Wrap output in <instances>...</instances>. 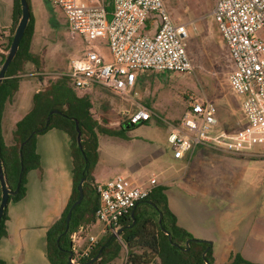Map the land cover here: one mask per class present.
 Masks as SVG:
<instances>
[{"label":"crops","instance_id":"1","mask_svg":"<svg viewBox=\"0 0 264 264\" xmlns=\"http://www.w3.org/2000/svg\"><path fill=\"white\" fill-rule=\"evenodd\" d=\"M31 4L36 19L32 44L34 53L33 46L39 32L36 10L41 12L42 3L41 0H31ZM107 4L108 9H111L112 0L110 2L107 0ZM13 14L14 0H0V70L3 56L8 54L6 47L14 26ZM152 18L148 31L153 35L156 26L153 27L152 24L157 25V22L154 16ZM30 65L35 69L31 63L26 65V69ZM35 71L34 74L24 75L31 76L32 80L24 79L26 81L22 82L24 81L22 79L19 91L6 105L3 113L1 130L8 145L13 143L16 124L32 109L34 95L46 84V80L42 82L39 77H35L43 73L36 69ZM156 73L163 72H140L133 98L125 101L132 103L134 112L144 107L152 112V120L158 119L169 123L171 125L168 128L169 136L172 126L175 125L171 121L182 122L187 111L182 113L176 107L180 87L177 84L169 87L168 97L173 99L172 102L167 103L165 99H160L157 92L164 84L161 82L158 84L156 79L159 75ZM36 79L40 81V85L35 83ZM22 89L25 90L24 96L18 98ZM99 90L103 89L88 90L79 96L89 95L93 104L92 95L101 93ZM238 97L241 99L238 102L243 116L242 124L238 128L240 129L245 124V116L243 98ZM134 112L129 114L128 118L120 119L117 126L99 122L102 127L120 132V135L98 134L100 161L93 174L95 183L104 184L118 176H125L134 184H142L156 175L157 186L166 188L170 209L176 215L179 226L186 229L195 239L212 242L215 264H227L234 255H239L253 264H264V188H258L263 183L262 177L254 176L251 179L250 183L253 182L256 186L253 188L248 181L242 183L227 171L221 172V175L213 167L220 163H243L254 160L215 152L201 146L195 149L191 158L176 160L171 145L167 150L157 145L159 141L147 135L132 136L131 132L135 131H130L133 128L132 124L131 128L125 126V132L120 131L124 127V122L129 121ZM92 113L94 115L93 109ZM94 118L98 120L95 115ZM36 148L41 167L28 174L25 197L19 202H10L7 207V236L0 239V260L4 264H51L48 258V232L61 218L72 196L73 158L68 134L60 129H52L38 136ZM259 151L261 152L260 149ZM231 172L233 173L232 170ZM219 175L220 178L216 179ZM171 188H179L180 192L169 193ZM245 192L251 195L246 193L247 197L238 204L237 196ZM84 230L81 228L77 233V246L80 250L88 246L91 237H98L100 240L104 236L100 233L98 223L89 229V232L94 233L88 239L82 235ZM127 252V247L124 246L119 258L124 256V264Z\"/></svg>","mask_w":264,"mask_h":264},{"label":"built area","instance_id":"2","mask_svg":"<svg viewBox=\"0 0 264 264\" xmlns=\"http://www.w3.org/2000/svg\"><path fill=\"white\" fill-rule=\"evenodd\" d=\"M64 14L70 38L81 40L84 53L71 61L64 75L78 90L102 88L125 100L133 98L138 74L146 71L191 74L195 66L187 51V24L176 23L163 0H52ZM155 17V33L149 22ZM234 69L229 76L233 93L243 98L245 124L228 131L220 126L218 108L191 98L179 126H172L168 142L176 160L191 158L197 147L248 157L264 145V0H216L211 13ZM107 46L109 57L100 47ZM152 112L141 107L130 116L133 125L150 122ZM169 126H171L168 123ZM158 185L157 176L134 184L118 176L97 185L100 205L96 212L101 234L117 236L123 219L146 200ZM80 238V237H79ZM72 236V264H80L98 244L91 237L80 250Z\"/></svg>","mask_w":264,"mask_h":264},{"label":"trees","instance_id":"3","mask_svg":"<svg viewBox=\"0 0 264 264\" xmlns=\"http://www.w3.org/2000/svg\"><path fill=\"white\" fill-rule=\"evenodd\" d=\"M111 0H108L110 2ZM31 19L26 33L20 43L18 53L11 63L6 79L0 87V150L5 178L9 189L13 192L19 186L17 195H11L10 202L21 201L27 193L28 174L40 169V156L37 153V138L52 129H60L68 134L71 140L73 158V192L66 210L61 218L48 232V258L51 264H70L72 253V236L81 228L85 230L96 225V212L100 205V196L93 176L100 161L99 133L120 135L102 127L92 113L93 104L89 95L79 96L70 78L61 76L53 82L46 80V75H39L46 84L34 95L32 109L16 124L13 131V143H5L1 120L6 105L10 103L20 88V82L26 74V65L31 63L38 72L43 69L40 57L32 52V44L36 29V19L33 14L31 0H28ZM50 17L55 16L54 8L49 10ZM22 15L20 0H14V26L6 52H9L14 34ZM67 25V21H66ZM68 29V26H67ZM7 55L3 56L2 65ZM58 110L59 114L51 115ZM50 121L48 122V119ZM76 121L82 132V148L77 136ZM133 125V124H132ZM132 127L131 122H124ZM138 125H133L136 127ZM25 143V144H24ZM84 182V200L73 210L70 225H67V215L73 204L79 198L78 185ZM2 187L0 183V203ZM127 215L121 224L125 231L120 238L113 234L104 235L90 252V256L81 261L86 263L101 254L93 264H111L120 258L124 246L127 247L126 264H215L213 247L208 241L195 239L186 229L178 224L176 215L169 206L166 188L156 186L151 195L138 204ZM162 214V218H161ZM7 208L0 222V239L7 236ZM169 233L172 237L170 240ZM191 240L190 245L187 242ZM206 255L204 257V254ZM0 264H4L0 260ZM227 264H253L239 255L232 256Z\"/></svg>","mask_w":264,"mask_h":264},{"label":"rangeland","instance_id":"4","mask_svg":"<svg viewBox=\"0 0 264 264\" xmlns=\"http://www.w3.org/2000/svg\"><path fill=\"white\" fill-rule=\"evenodd\" d=\"M163 1L173 20L176 23L187 24L188 26L189 38L186 42L187 51L194 63L195 71L191 74L175 72L156 73L159 75L158 78L156 77L158 84L160 82L164 84L158 89L157 95L160 99H165L167 103L172 102L173 99L171 100L168 97L169 87L172 84H177L180 87L178 92L179 98H177L179 101L177 100L178 105L176 107L179 108L180 112L183 113L188 110L192 97L200 101L209 100L218 108L220 126L228 131L238 129L242 124L243 118L240 103L238 102L241 99L230 88L229 76L234 66L223 36L211 16L216 0ZM41 3V12L38 9L36 10L39 19V32L33 48L34 54L40 57V61L43 64L42 75H46V80L53 82L71 71L72 59L80 57L84 53L86 45L81 40L73 41L70 38L66 18L62 11L53 5L52 0H41ZM50 8H54L55 16L53 17H50L49 14ZM99 49L106 57H109L107 46L100 47ZM31 66L26 69L25 75L36 73L35 69ZM35 77H39V75ZM22 79L32 80V77L23 76ZM34 81L37 85H40L38 79ZM23 86L25 85L23 84ZM24 91L22 89L18 98L24 96ZM75 91L78 95L86 92L85 90ZM99 92L101 93L92 95V100L94 104V115L101 124L117 126L120 119L128 118L129 114L134 112L135 108L131 102L125 101L122 97L107 90L105 91L104 89L99 90ZM179 121L173 120L171 122L175 124L174 126H179L181 124ZM168 128L170 127L167 122L153 119L150 124H139L131 128L130 131L135 130L131 132L132 136L139 135L146 137L147 135L149 138L156 139L159 141L158 146L169 150L171 146L167 141ZM153 132L155 135H153ZM102 143H105L104 138L102 139ZM210 150L215 151L213 149ZM262 154L263 156H261ZM241 158H248L254 161L220 163L213 166L214 170L220 174L224 171L230 172L239 181H242V183L248 181V184L253 188H256V186L253 182L250 183L251 179L254 176H261L263 183L258 188H264V145L258 147L254 155ZM221 175L217 176L216 179L220 178ZM171 192L180 191L179 188H171L169 193ZM246 193H241L237 196L236 202L238 204L247 197V194L251 195V193ZM93 233L87 229L84 230L82 235L84 234L85 239H88ZM113 264H124V256L116 260Z\"/></svg>","mask_w":264,"mask_h":264},{"label":"water","instance_id":"5","mask_svg":"<svg viewBox=\"0 0 264 264\" xmlns=\"http://www.w3.org/2000/svg\"><path fill=\"white\" fill-rule=\"evenodd\" d=\"M20 2H21L22 15H21V18H20L19 23L17 25L16 31L14 34V38H13V42H12L10 50L7 54V58H6L4 64L1 67V70H0V87H1L2 83L4 82V80L6 79L8 69H9L11 63L14 61L17 53H18L20 43H21V41H22V39L26 33V30L28 28V25H29V22L31 19V11H30V6L28 3V0H20ZM59 113H60V111L55 110V111L51 112V115L59 114ZM49 121H50V118L48 119V122ZM76 129L78 132L77 141H78L80 148H82V132H81L80 124L78 121H76ZM84 182H85V179H82L80 184L78 185L79 198L73 204V206L71 207V210L69 211V213L67 215V225L68 226L70 225L71 220H72L73 210L76 207H78L79 205H81L83 200H84V196H85L84 187H83ZM0 183H1V187H2V200L0 203V222H1L3 215L5 213V210L8 207L10 196L11 195H17L19 192V186H18L17 190H15L13 192L8 187V184H7V181L5 178V174H4L3 163L1 160V150H0ZM134 215H135V210L132 211V217H134ZM161 218H162V214H161ZM124 231H125V228H121L118 231L116 237L120 238ZM167 234L169 235L170 240H171L172 239L171 235L169 233H167ZM190 243H191V240L187 242V245L189 246ZM209 243H211V245H212V242H209ZM205 255H206V252L204 254V257H205ZM100 257H101V254H99L97 257H95L91 261L83 263V264H93L96 261H98L100 259ZM72 258H73V254L71 253L69 256V263L70 264H72L71 263Z\"/></svg>","mask_w":264,"mask_h":264}]
</instances>
